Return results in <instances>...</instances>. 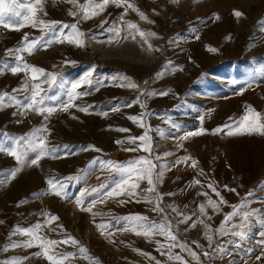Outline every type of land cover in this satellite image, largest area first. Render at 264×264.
Returning a JSON list of instances; mask_svg holds the SVG:
<instances>
[{
    "label": "rangeland",
    "instance_id": "374dc122",
    "mask_svg": "<svg viewBox=\"0 0 264 264\" xmlns=\"http://www.w3.org/2000/svg\"><path fill=\"white\" fill-rule=\"evenodd\" d=\"M88 2L41 0L36 4L34 0H17L11 4L8 0L5 5L21 15L16 17L6 11L5 23L9 26L0 24V93L6 92L16 101L27 103L25 98L31 96L32 86L40 84L44 89L41 107L57 110L45 120L47 113L40 115L34 110L22 109L5 97L0 107V144L11 145L46 126L48 132L43 135L48 147L59 151L42 158L39 166H25L14 179L0 186V264H52L43 254L45 247L49 248V255L68 256L64 264H182L169 259L170 244L177 245L171 248L172 255H180L187 264H232L233 260L243 262L246 257H252L256 264H264L251 251L250 240L243 243L230 234L239 230L232 225L241 224L240 213L253 210L255 216L250 218V229L252 219L257 224L255 230L264 228V214L258 210L264 204V153H254L259 147L260 134L258 137L255 133H235L247 108H238V104L229 102L234 98V82L252 75L257 82L264 83V0H129L147 20L141 19L137 11H126L125 7L111 2L103 10L90 9V18L83 19L81 6ZM90 2L99 4L102 0ZM234 10L243 15L236 17ZM92 11L97 14L92 15ZM33 19L37 21L36 26ZM39 20L57 21L56 33L38 24ZM129 23L146 34L156 35L141 38L136 29L128 27ZM73 24L84 34L82 37H76ZM115 29L120 30L119 36ZM61 30L69 39L83 40V46L67 40L58 42L55 36ZM133 36L134 43L130 44L128 39ZM33 40L40 43L31 55L8 53ZM128 48L135 50L132 57L121 53ZM17 56H22L23 61H17ZM24 62L43 69L44 75L37 73V79L32 80L30 70L13 74L11 68L19 64L23 69ZM92 69V75L87 78L91 83H82L75 90L84 95H76L67 111L63 110L69 103L71 85L84 79L85 73ZM47 74L57 76L54 84L45 82ZM130 82L138 87H130ZM116 107L119 111H112ZM82 108H87V112L81 111ZM133 116L138 119H129ZM201 128L205 130L203 134L183 139L186 133L198 132ZM216 129L221 131L214 132ZM145 132L151 138L150 152L137 147L145 144L144 141L131 142L132 137H140ZM196 142L193 149H188ZM214 144L218 150L225 149L226 159L231 161L232 169L227 166V191L222 189L221 175L215 178L210 175L211 167L200 179L185 175L193 168L192 160L197 161V155ZM126 148L137 150L125 151ZM246 151L250 158L243 164ZM180 153L183 157H176ZM189 156L191 160L177 163ZM34 157L35 153L28 154L29 159ZM140 158L155 165L151 169L155 191H146L151 187L147 179L137 180L133 175V181L139 183L136 195L104 197V203L91 206L92 200L99 201L119 179L114 169L110 171L99 161L127 165ZM93 160L97 164L89 167ZM17 167L15 157L0 153V173L6 174ZM198 168L196 164L193 169ZM161 171L162 179L156 180V174ZM69 176L80 179L69 182L65 179ZM49 180L66 184L67 198L52 194ZM197 180H201L199 184L195 183ZM101 183L107 187L97 193L89 191L81 198L82 204H77L84 189L98 188ZM221 198L225 203L220 202ZM209 199L218 208L210 206ZM157 203L163 208L162 213L152 210ZM201 204L206 207V215L199 211ZM88 207L92 210H83ZM173 208L192 219L179 223L182 217ZM233 212L238 215L232 216ZM52 215L58 219L50 220ZM138 216L148 217L147 222L156 224L170 221L176 241L160 235H137L140 225L147 222L125 218ZM228 216L232 219L225 223ZM37 224L41 227L32 234L15 231L32 229ZM101 224L106 227L99 228ZM222 226L228 235L218 231ZM69 237L79 243L72 244ZM49 240L68 242L48 245ZM26 241H31L33 246H22ZM230 241L239 242L240 247ZM12 244L21 246L13 248ZM161 244L165 247L161 248ZM181 245L189 251H183ZM80 247L86 248L87 253H81ZM220 249L227 251L221 253ZM190 252H195L199 259H194ZM205 252L209 255L204 256Z\"/></svg>",
    "mask_w": 264,
    "mask_h": 264
},
{
    "label": "snow or ice",
    "instance_id": "6c2138e0",
    "mask_svg": "<svg viewBox=\"0 0 264 264\" xmlns=\"http://www.w3.org/2000/svg\"><path fill=\"white\" fill-rule=\"evenodd\" d=\"M8 2V0H0V24H4L5 27H8L9 24L5 23V12L9 11L11 12V14L13 16L19 17L21 15V13L19 11H14L10 8H6L5 5ZM34 2L36 4H39L41 2V0H34ZM68 2L72 3L74 2V0H68ZM114 3L117 6H123L125 7V10L127 11V9H133L135 11H137L141 17V19H145L147 20L148 17L141 12L138 8H136L134 6V4L130 3L129 0H102V3L99 4H92L89 0L88 3H86L85 5L81 6V10L84 12L83 15V19H88L90 18L88 15V12L90 9H100L103 10L105 8V6H107L109 3ZM11 4H16L17 0H10ZM97 13L95 11H92V15H96ZM70 15H75V13L70 12ZM234 15L236 17H241L243 15V13H241L238 10H234ZM215 19H219L218 15H215ZM33 17H35V12L33 11ZM25 19H29L28 17H25ZM33 26H36L37 21H35L33 19ZM152 22V21H149ZM57 21H48L45 22L43 20H39L38 24L43 25L46 28H49V31L53 32L54 34L56 33V28L55 26L57 25ZM63 27H68V25H64ZM73 32L75 33L76 37H82L84 34L82 32H79L77 29V26L75 24L71 25ZM129 28L132 29H136L138 34L140 35L141 38L145 37V35H150V36H154L156 35L155 33H144L143 31H140L136 25L129 23L128 24ZM117 34V36H119V29H115L114 30ZM61 36H63V38L61 39ZM56 40L58 42H64V40H67V42L69 43H75L77 46H83V40L81 39H69L67 36H64L62 33V30L59 34H56L55 36ZM27 36H25L24 40L27 41ZM41 39H43V37H41ZM133 39H135V36H133ZM198 39V37H197ZM52 41H48V43H51ZM146 42V41H145ZM40 41L38 40H33L31 42H28L26 44L25 47H21V48H17L15 50H8L9 54H12L13 52H27L29 55H31L33 53L34 50L37 49V46L39 45ZM149 48H151V45H149ZM210 51H216L215 49H209ZM17 61H23V57L22 56H17L16 57ZM22 70H30L32 73V80H36L37 79V73H40L41 75H44V70L41 68H38L34 65H31L27 62L23 63V69H21V67L19 66V64H17V66L12 67L11 71L13 74L22 71ZM92 71H94V69L90 70L89 72L85 73V77L84 79H82L81 81H78L76 83H73L71 85V90L68 92V96H69V103L65 104L63 106V110L67 111V108L71 105V101L73 99L76 98V95H84V93H75V90L77 89V87L80 86V84L82 83H91V80L87 79L88 77H90L92 75ZM57 76L55 74H47V79L45 80V82H51L52 84H54L56 82ZM124 79H128L127 77H124ZM130 87L136 88L138 87L135 83L130 82L129 83ZM28 85H25V90H27ZM33 87V91L31 93L30 97H26L25 99L27 100V103H23L20 101H16L15 97H11L9 96L8 93H0V107L3 106L4 104V100L5 97H7L8 99L14 101L15 103L19 104L20 107L22 109H28V110H34L37 112V114L40 115H44V113H47V115H44V119L47 120L57 109L55 107H41V105L44 104V97L41 96V93L44 91L43 88H41L40 84H35L32 86ZM166 94V93H165ZM50 99H55V97H50ZM81 111H85L87 112V108H82ZM112 111H119V108H113ZM249 112H252L253 110L249 107L248 109ZM104 115H107V113H104ZM256 120L257 122L254 125L251 126H245L243 123L240 124L239 127H237L235 129V133L236 134H243V133H247V134H253V133H258L261 135H264V123L259 122V113H256ZM129 119L132 120H137L138 117H129ZM201 120H203V117L200 118ZM245 121L248 120V117L245 116L243 118ZM141 127H144L143 123L140 124ZM175 126V125H174ZM226 127H230L228 125H226ZM120 131H128L127 129H119ZM205 130L204 129H200L198 132H188L186 133V135L183 137V139H187L190 136L193 135H200L203 134ZM221 131V129H216L214 130V132H219ZM48 129L47 127H42V128H38L35 129L30 136H26V137H21L18 140H15L13 142V144L11 145H4V144H0V153H7L10 156L15 157L16 161L19 164V167L10 170V172L8 173H0V186H3L4 184H6L9 180L14 179L17 174L19 172H21L23 170V168L25 166H39L40 160L42 158H44L45 156H49V155H53L55 152L59 151L58 148H49L48 147V143L46 140V137L43 135V133H47ZM229 135L234 134L233 132H229ZM136 140H140V141H144L145 144H141V145H137L138 148H142L144 151H151V138L147 135V132H145L144 135H141L140 137H132L131 138V142L135 143ZM117 143H123V141H117ZM65 148H67L68 146L65 145ZM92 147V146H90ZM83 151H87L88 149H82ZM97 151H99V149H95ZM137 148H126L125 151H136ZM35 153V157L34 158H28V154L29 153ZM58 158V157H55ZM157 159H159V157H157ZM189 159H191L190 157H184L181 160L177 161V163H184L187 162ZM99 163L104 166L107 167L110 171L111 170H115V173L119 176V179L114 181L115 187H112L109 191L104 192V196L100 198L99 201L97 200H92L90 202L91 206H95V204L97 202L99 203H104L105 199L104 197L107 198H112V197H117V196H121V195H128V196H134L136 195L135 190L137 188H139V183L136 181H133V175H135L137 177V180L139 179H147L148 184L151 186L149 189H147L146 191L152 192L155 191V185H154V181H153V175H152V168L155 167V165L151 164V161L146 159V158H140L134 161H130L128 162L127 165L124 164H120L118 162L112 161V160H107V161H99ZM97 164L96 160H93L90 164L89 167L95 166ZM197 161L192 160L191 166L193 168L196 167ZM143 165H151V167L149 168H144ZM83 171V170H81ZM163 177V171L159 172L156 174V180H160ZM67 181L71 182L73 180H79L80 177L78 176H69L65 178ZM130 181L131 184L129 183ZM196 184H199L200 181L197 180L195 181ZM48 184L51 186V190H52V194L56 195V196H64L65 198H67V192L64 191V189L67 187L66 184L61 183L59 181H54V180H49ZM59 185V190H57V186ZM125 186H128L127 188ZM107 187L106 184L101 183L98 188L97 187H93L90 190L89 189H84L81 193H80V197L77 198V204L81 205L82 204V199L86 194L90 192L92 193H97L99 192V190L101 189H105ZM209 187H211V185H209ZM226 187V186H225ZM262 187H264V185H262ZM212 191L215 192L217 195H219V192H217V190L215 188H212ZM234 191V189H233ZM204 195H207V193H204ZM251 195V193L249 194ZM148 203H151V200H147ZM221 203H225V201H223V199L221 198ZM208 204L210 206H212L214 209L218 208V205L212 201L211 199L208 200ZM243 207V205L241 206ZM83 210H87V211H91L92 208L88 207L87 209H83ZM153 211H157V212H163V208L160 207V204L157 203L154 208L152 209ZM174 212H177V215L181 216L182 219L179 221V223H187L189 220H191L192 218L190 216H184L183 213L179 212L176 208L172 209ZM199 211L202 214H207L206 213V207L204 204L199 205ZM238 215L237 212H233L232 216H236ZM240 215L242 216V222L239 225L233 224L232 228L233 229H239L236 231H231V235L234 237H237L239 241H244L245 239H247V231H245V229L250 230V224H251V220L250 218L255 216V210H253L252 212H243L240 213ZM232 216H228L225 218V223H227L229 220L232 219ZM209 219H211V217H208ZM58 217L55 215L50 216V220L55 221L57 220ZM125 219H135L138 221H148V217H144V216H138V217H134V218H125ZM203 222V221H202ZM192 227H195V224L191 225ZM41 227L40 224H37L34 226V228L32 229H20L17 228L15 231L16 232H23L26 234H32L34 233L36 230H38ZM99 228H105L106 226L101 224L98 225ZM107 227H110V225H108ZM210 227V226H209ZM133 230L135 231V227L133 228ZM218 231L222 234V235H228L229 232L225 231L223 226L221 227V229H218ZM15 234V232L13 233ZM137 235H144L145 237H151L153 235H160V236H165L167 239H169L170 241H176L177 237L176 235L172 232L171 230V222L170 221H166L165 223H161V224H156L155 222H147V223H143L140 225V230L136 232ZM261 237H264V232L260 233ZM34 239H40L39 237H33ZM69 240H71L72 244H78L79 242L76 241L74 238L69 237ZM209 240H211V237H209ZM68 241H63V242H57L55 240H49L46 243L48 245H56L57 243H67ZM41 243H45L43 240H41ZM229 243H236V247H240L239 242H233L230 241ZM259 243L264 244V239H262L261 241H259ZM21 245L19 244H12V247H20ZM22 246L24 247H32V242L31 241H26ZM177 245L175 244H170L168 245V257L169 259H175L177 261H181L182 264H187V261L184 260L183 257H181L180 255H175L173 256L171 253V248L172 247H176ZM165 245L161 244V248H164ZM181 249L183 251H189L188 249H185L182 245L180 246ZM79 251L81 253H87V249L84 247H80ZM221 253L227 251L226 249H220L219 250ZM43 254L47 257V259L49 261L52 262V264H64V260L68 259V256H65L63 254H56V255H49V248L45 247L43 249ZM71 255V254H69ZM190 255L194 258V259H199V257L197 256V254L195 252H190ZM204 256H208L209 253L205 252L203 253ZM58 257V258H57ZM87 258V257H85ZM15 264H20V262H15Z\"/></svg>",
    "mask_w": 264,
    "mask_h": 264
},
{
    "label": "bare ground",
    "instance_id": "6f19581e",
    "mask_svg": "<svg viewBox=\"0 0 264 264\" xmlns=\"http://www.w3.org/2000/svg\"><path fill=\"white\" fill-rule=\"evenodd\" d=\"M128 41L130 44L132 42L134 43L133 38H129ZM134 51L135 50H132V48L130 49L128 48V49H125L124 51L122 50L121 53H124L132 57ZM233 85H234L236 96L234 95L235 93H233L234 98L231 97V99H229V102L231 101V104H234V103L238 104L239 106L238 108L240 107L247 108V112L245 113L246 114L245 116L248 117V120L245 121L244 119H242L240 123H243L245 126L254 125L257 122L256 115H255L256 113L260 114L259 122L264 123V106H263L264 104V97H263L264 96V83H260L259 81L257 82V80L252 75H247L243 81L237 82V83L234 82ZM238 94H241V95H238ZM249 107L253 110L252 112L248 111ZM255 134L259 137L258 133H255ZM258 139H259L258 140L259 147L256 150H254V153L263 155L264 135H261V138L259 137ZM197 143L198 142H196L192 147L188 149H193ZM224 150L225 149H222V148L218 150L215 144L212 145L211 148L205 151L203 149L202 153H200L199 156L197 155L198 157L197 164H199V168L198 169L191 168L188 173L186 172L185 175L193 176V178L195 177L197 179H200L205 174L206 170L209 167H211L209 171L210 175L213 178H215L218 175H221L224 180L222 189L223 191H227L229 187V169H232V165H231V161L229 159H226V154ZM183 155L184 154L180 153L176 157L181 158L183 157ZM248 155H249V151H246V154H243V160H242L243 164L249 162L250 157H248ZM227 166H229V169H227ZM258 210L261 212V214H264V204L263 206H259ZM256 226L257 224L252 219V227L250 231L247 233V239L241 242L248 243V241L250 240L252 242L251 251H255L256 254L260 256L261 258L260 261H264V244L259 243V241L264 239V237L260 238V232L261 231L264 232V228H262V230H255ZM253 235H255L256 238H254ZM231 263L232 264H256V262L253 261L252 257L250 258L246 257L243 262H237V260H233Z\"/></svg>",
    "mask_w": 264,
    "mask_h": 264
}]
</instances>
